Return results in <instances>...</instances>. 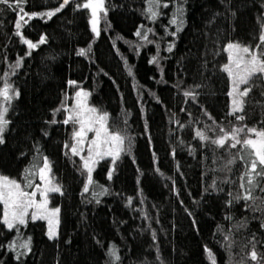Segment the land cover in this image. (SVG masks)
I'll return each instance as SVG.
<instances>
[{
	"label": "trees",
	"instance_id": "trees-1",
	"mask_svg": "<svg viewBox=\"0 0 264 264\" xmlns=\"http://www.w3.org/2000/svg\"><path fill=\"white\" fill-rule=\"evenodd\" d=\"M61 2L28 0L25 11L54 10ZM166 2L169 7L152 21L146 15L147 0H105L107 15L101 14L98 37L91 31L90 10L69 4L51 19L35 18L23 28L33 42L47 36L30 56L14 35L17 14L0 5V77L9 64L24 57L22 67L10 77L20 95L7 115L11 124L0 145V174L21 179L38 143L65 189L64 195L51 197V204L61 209L59 238L48 239L43 220L30 221L20 233L0 223V264H106L112 243L120 250V264H211L205 247L216 264H258L248 253L253 237L259 242L258 258L264 253V193H258L260 198L250 207L243 200L228 205V193L238 191L241 164L237 160L231 172L221 169L237 150L202 147L194 129L212 124L205 111L226 130L240 123L264 128V79L250 81L246 119L238 122L227 115L231 85L220 70L227 62L223 48L228 42L253 47L259 42L264 0ZM178 8L183 9V27L176 32L179 18L177 25L170 20ZM141 25L152 29L148 34L152 43L136 36L138 30L143 34ZM90 44V54L77 55ZM169 44H174L171 52ZM154 56L157 63L151 62ZM70 81L90 93L91 104L108 113L112 127L132 138L111 180L110 159L94 169V180L109 188L99 204L87 202L90 193L81 195L85 177L79 157L65 155L73 125L62 123L64 112L53 115L74 93ZM189 88L199 93L196 102L185 103L183 91ZM53 119L58 122L49 123ZM226 176L237 183H220ZM213 180L222 191L211 187ZM128 197L133 198L131 206ZM218 225L223 233L217 231ZM225 233L231 235L230 249ZM29 236L32 251L18 261L8 245Z\"/></svg>",
	"mask_w": 264,
	"mask_h": 264
},
{
	"label": "snow or ice",
	"instance_id": "snow-or-ice-1",
	"mask_svg": "<svg viewBox=\"0 0 264 264\" xmlns=\"http://www.w3.org/2000/svg\"><path fill=\"white\" fill-rule=\"evenodd\" d=\"M28 0H0V5L6 6L7 9L14 11L17 14V19L14 21V35L19 38L20 43L26 46V55L30 56L32 51L43 45L47 41L46 35H41L37 42L27 38L24 35L23 28L35 18L41 20L51 19L57 13L61 12L69 4H75L79 9H89L91 13V31L96 37L100 35L98 27L101 14L106 17L107 8L105 7V0H62L57 8L54 10H47L41 12H27L25 5ZM147 17L156 21L162 15V9L168 8L169 3L166 0H147ZM3 11V9H0ZM233 15H235L233 13ZM183 9L178 8L173 15L170 23L177 25L176 32H179L183 27ZM136 32V36L140 37L147 43H152L149 39V33H152L151 28H144ZM154 34V33H153ZM175 35L176 33H170ZM264 25L261 26V35L259 42L255 47L251 45H242L238 42H228L223 51L227 54V62L221 66V71L227 74L230 80L231 103L228 116L233 117L238 122H243L246 119L245 105L249 93L252 92V85L250 81L253 77L264 79ZM159 48V45H157ZM174 48V44H169L167 50L169 52ZM91 53V44L87 48L79 49L77 55L87 56ZM24 57H18L14 64H9V71L5 72L0 77V145L5 143V133L8 131L11 120L7 115L12 107V102L19 97V90L14 87L10 77L16 74V71L22 67ZM152 63L158 62V57H152ZM161 71H163L161 69ZM131 74V68H129ZM70 84L75 82L70 81ZM246 86V87H241ZM199 85L196 86L198 88ZM196 88H189L183 91L185 103L189 100L196 102L199 93ZM89 92L80 90L75 94V104L72 106L66 103L57 108L53 115L59 112L65 113V118L62 123L73 125L72 143H65L64 148L66 156L79 157L80 160V174L85 177L81 195L91 194V199L88 203H100V197L109 194V188L100 185L94 180L93 172L96 165L105 158H110L112 169L108 172L107 178L111 180L115 172V166L120 159L122 153H126L131 148L132 138L128 136L122 129H116L109 124V115L106 111H102L94 106H89L87 97ZM185 111V109H181ZM189 115H191L189 113ZM204 115L212 120V124H203L202 127L194 129V136L201 142V146L214 145L216 148L227 150L236 149V153L232 154L229 159L223 164L222 171L231 172L232 166L237 162L241 164V170L238 176V191L234 195L231 191L228 193V205L234 201L243 200L250 202L248 206L255 204L259 199L258 193H264V128L249 127L247 124L240 123L233 125L230 129H225L220 126L215 119L206 111ZM58 121L53 119L49 123L55 124ZM174 123L180 125L181 128L185 125L181 124L179 120ZM193 122L189 121V126ZM218 129V132H217ZM89 133L92 137L89 138ZM43 135L47 136V131H43ZM128 145L126 148L125 145ZM34 156L29 167L25 168L21 179L10 178L7 175L0 174V205H2V215H0V223H2L7 230L20 233L21 228H26L29 222L43 220L47 223L46 235L49 240H57L59 238L60 212L59 207H50L52 194L64 195V186L55 173L53 172L52 162L44 155L38 145H34ZM191 151V149H190ZM175 150H173V156ZM75 163V161H74ZM159 171V169H157ZM39 181V183L37 182ZM174 183V182H173ZM222 184H236L231 176H226L220 181ZM211 187L214 190H223L217 188V181L213 180ZM178 195V193H177ZM39 196V199L37 198ZM128 205L131 206L133 202L132 197H128ZM147 218V216H145ZM225 219L231 220L230 216ZM264 227V225H261ZM217 231L223 233V228L217 226ZM153 239L155 240L156 233L153 232ZM224 240L227 242L226 247L231 248L230 233L224 234ZM97 244L103 247V241L97 240ZM252 248L248 253V258L252 261H258V264H264V253L259 254L256 249L258 241L253 237ZM9 249L16 253V260L20 261L22 257L31 253V237L23 239V242L12 241L8 245ZM119 248L115 243L110 244L106 255L108 260L106 264H120L121 257L119 255ZM208 253V258L211 264H216L214 254L210 249L205 247Z\"/></svg>",
	"mask_w": 264,
	"mask_h": 264
},
{
	"label": "rangeland",
	"instance_id": "rangeland-1",
	"mask_svg": "<svg viewBox=\"0 0 264 264\" xmlns=\"http://www.w3.org/2000/svg\"><path fill=\"white\" fill-rule=\"evenodd\" d=\"M98 27H99V25H98ZM73 86H74V88H75V90H74V93L73 94H71V95H68L67 97H66V99H65V101H64V103H66L67 105H69V106H72V105H74L75 104V94H76V92L77 91H80V90H83V91H86V90H84L83 88H76V84H72ZM15 87V86H14ZM242 88H243V86H241ZM16 88V87H15ZM86 92H88V91H86ZM63 103V104H64ZM87 103H88V105L89 106H93L92 104H91V102H90V95L87 97ZM95 107V106H94ZM65 114V113H64ZM92 137V133H89V138H91ZM105 159H110V158H105ZM97 166V165H96ZM96 168V167H95ZM38 199H39V196L37 197ZM50 207H55V206H53L51 203H50ZM38 221V220H37ZM45 223H46V221H44ZM46 226H47V223H46ZM60 226V225H59Z\"/></svg>",
	"mask_w": 264,
	"mask_h": 264
}]
</instances>
